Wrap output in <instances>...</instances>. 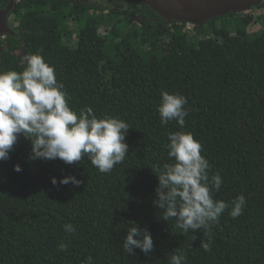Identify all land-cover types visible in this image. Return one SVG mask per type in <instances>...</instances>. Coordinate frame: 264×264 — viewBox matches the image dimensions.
<instances>
[{"label":"trees","instance_id":"trees-1","mask_svg":"<svg viewBox=\"0 0 264 264\" xmlns=\"http://www.w3.org/2000/svg\"><path fill=\"white\" fill-rule=\"evenodd\" d=\"M126 1L141 23L67 0H17L7 16V27L10 17L16 26L0 37V72L24 70L22 49L41 55L77 115L91 107L97 118L128 124L129 149L122 163L101 173L87 157L73 165L32 160L30 141L20 136L0 162V264H85L87 257L91 264H169L173 254H183L184 264H264V33L249 37L251 17L232 33V14L189 32L141 0L142 11ZM8 3L0 0V10ZM104 23L111 28L101 35ZM162 92L187 99L183 127L161 124ZM178 131L200 142L209 178L222 177L212 195L229 207L207 231L184 233L152 203L157 169L173 163L168 134ZM69 175L82 183L51 184ZM240 195L246 206L233 219ZM131 222L148 228L152 252L124 251Z\"/></svg>","mask_w":264,"mask_h":264},{"label":"clouds","instance_id":"clouds-1","mask_svg":"<svg viewBox=\"0 0 264 264\" xmlns=\"http://www.w3.org/2000/svg\"><path fill=\"white\" fill-rule=\"evenodd\" d=\"M26 67L22 72H0V162L10 158V152L20 136L30 141L31 159L43 161L60 160L66 165L82 161L87 157L101 173H110L115 165L124 161L129 146L124 143L129 126L119 118L105 116L97 118L91 107L80 111L79 115L67 104L63 84L56 79L55 69L39 55L25 58ZM187 99L178 94L161 93L157 109L160 122L167 125L175 120L184 126ZM166 145L171 164H164L155 175L158 184L155 189L154 207L163 210L162 220H175V227L187 233L189 229L210 228V223L218 221L229 207L223 201L213 199V191H219L223 183L219 173L209 178L210 164L201 155V144L191 133L174 132L168 134ZM17 173L22 171L14 165ZM73 184L82 181L75 176H65L59 181L51 178L53 186ZM246 198L238 196L232 201L229 215L235 219L242 215ZM127 230L123 249L129 255L135 249L147 254L154 250L153 238L145 227L143 230L135 222ZM66 232H73L71 224L63 226ZM59 245L60 251L66 250ZM209 251L207 243L202 244ZM183 254H173L169 264H184ZM87 257L85 264H91Z\"/></svg>","mask_w":264,"mask_h":264},{"label":"water","instance_id":"water-1","mask_svg":"<svg viewBox=\"0 0 264 264\" xmlns=\"http://www.w3.org/2000/svg\"><path fill=\"white\" fill-rule=\"evenodd\" d=\"M160 17L169 22L185 23L202 28L208 21L250 12L263 0H141ZM17 0H9L0 10V37L13 34L7 27V16L11 14ZM24 60L28 55L22 49Z\"/></svg>","mask_w":264,"mask_h":264},{"label":"rangeland","instance_id":"rangeland-1","mask_svg":"<svg viewBox=\"0 0 264 264\" xmlns=\"http://www.w3.org/2000/svg\"><path fill=\"white\" fill-rule=\"evenodd\" d=\"M105 17L108 16L109 13L102 11L101 12ZM245 17H251L252 22L249 26L246 27V33H248L249 37H253L258 34L264 33V9L256 10V11H250L247 13L238 14L233 18V25L231 27V32L234 33L235 30L240 29L244 26V23L242 21ZM8 24L10 26V30L15 28L16 24L13 22V17H10L8 20ZM111 25H106L104 23L100 28L101 35L107 34V29H110ZM186 31L193 32L194 29L189 26L185 27ZM71 30V36H72V43L75 41V29L73 27H70ZM195 32V31H194Z\"/></svg>","mask_w":264,"mask_h":264},{"label":"flooded vegetation","instance_id":"flooded-vegetation-1","mask_svg":"<svg viewBox=\"0 0 264 264\" xmlns=\"http://www.w3.org/2000/svg\"><path fill=\"white\" fill-rule=\"evenodd\" d=\"M71 4H82V5H87V6H96L99 8H103L105 12L109 13L112 10H115L117 12H120L124 17H127V20L129 22L134 21L136 23H141L140 21L144 20L142 15L137 12L133 11L132 7H127L126 5L128 2L126 0H67ZM134 1V7L138 8L140 11L143 10V6H141L140 3H138L136 0ZM264 5V0L263 3L258 6L253 8L251 11H256V10H261L264 9L262 7Z\"/></svg>","mask_w":264,"mask_h":264},{"label":"built area","instance_id":"built-area-1","mask_svg":"<svg viewBox=\"0 0 264 264\" xmlns=\"http://www.w3.org/2000/svg\"><path fill=\"white\" fill-rule=\"evenodd\" d=\"M186 25H187V27L191 26L194 29V26L193 25H190V24H186Z\"/></svg>","mask_w":264,"mask_h":264}]
</instances>
